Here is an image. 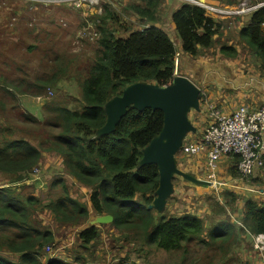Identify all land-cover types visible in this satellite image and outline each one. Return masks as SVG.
Returning <instances> with one entry per match:
<instances>
[{"label":"trees","instance_id":"trees-1","mask_svg":"<svg viewBox=\"0 0 264 264\" xmlns=\"http://www.w3.org/2000/svg\"><path fill=\"white\" fill-rule=\"evenodd\" d=\"M241 1L224 0L229 6ZM164 2L138 0L130 3L128 9L132 16L145 25L126 37L117 35L108 21L110 16L116 20L112 12L97 15L100 52L85 73L82 72L85 68H81L77 75H66L64 66L58 62V70L52 76L38 77L29 82L41 92L57 86L63 77L72 76L81 92L77 107L72 108L68 104L51 106L48 108L51 117L44 122L23 112L20 119H14L9 111L18 112L17 96L23 94V90L19 85L0 79V173L13 175L14 182L28 181L42 160V152H56L63 156L67 173L82 185L92 187L94 212L111 214L113 224L123 230V236L128 240L142 243L145 248L181 253L182 263L200 250H203L205 260H214L212 252L220 257L228 255L244 233L264 235V202L249 198L244 205L240 226L227 220L207 224L203 217L191 213L180 217L164 214L156 217L150 206L156 198L159 170L155 164L140 165V162L142 150L162 131L164 113L150 108L143 111L129 108L112 133L98 135V130L107 120L106 103L122 94L126 86L135 82L167 86L173 82L176 47L169 34L156 25ZM105 12L110 11L105 9ZM172 21L183 41L184 52L193 56L199 53L200 48L214 44L220 28L217 18L208 15L203 7L189 2L179 4ZM240 35L264 63V6L252 12L250 22ZM222 50L235 54L227 46ZM19 120L38 125L34 129L43 136V140L35 144L32 142L35 137L31 140L18 136L17 130L28 132L22 128L27 124ZM235 158L236 165L231 168V173L239 175L240 157ZM58 186L62 189L61 194L45 206L33 192L27 191L32 188L30 185H23L20 189L11 185L0 187V264H45L41 256L56 238L55 233L37 219V213L43 208H48L61 224L81 225L90 220L89 209L71 196L63 177L53 183L54 188ZM235 201L236 197L232 195V202ZM224 208L213 201V215L223 212ZM100 234L97 226L83 229L79 232V245L87 249ZM137 250L142 253V249ZM9 254L17 255V258ZM76 259L79 263L52 258L46 264L87 262L83 255ZM115 264L127 263L119 261Z\"/></svg>","mask_w":264,"mask_h":264},{"label":"rangeland","instance_id":"rangeland-1","mask_svg":"<svg viewBox=\"0 0 264 264\" xmlns=\"http://www.w3.org/2000/svg\"><path fill=\"white\" fill-rule=\"evenodd\" d=\"M134 1L138 0H99L96 5L82 3L77 6L74 2L64 3L60 0H0V79L3 82L19 85V88L23 90V94L17 96L20 109L16 113L10 110L9 115L14 119H20V113L23 112L44 122L51 117L48 109L51 106L68 104L72 108L77 107L81 92L77 80L72 76L63 77L57 86L41 92L32 87L29 82L35 81L38 77L52 76L58 70V62L60 66H64L66 75H77L81 68H85L82 69L85 73L100 52L97 41L99 37L97 15L112 12L116 20L111 19L110 16L108 21L117 35L126 37L131 30H139L144 26V22L136 20L128 9V5ZM206 1L214 4L221 2V0ZM183 2L190 1L165 0L159 11L160 21L164 24L170 22L172 10ZM105 9L110 12L106 13ZM19 122L27 124L22 128L28 132L17 130L18 136L20 134L29 139L35 137L34 141L31 139L35 144L43 140V136L34 129L38 125L29 121L19 120ZM42 154V160L34 169V171L38 169L39 173L32 175L28 180V185L32 187L29 192H33L45 206L56 195L61 194V187L54 188L53 183L59 177H63L71 196L94 212L91 203L92 187L84 186L76 181V178L73 180L68 176L70 174L65 171L62 155L59 154L60 160L56 152L43 151ZM180 168L183 169V166L181 165ZM227 175L223 171L220 177L226 180ZM240 178L229 182L227 186L219 190L195 187L192 195H185L182 179L175 176L176 193L167 204L170 206L169 211L179 214L192 208L195 213L204 218L207 224H210L214 218L213 215H209L213 209V201L221 203L216 199L218 198L224 202L228 201L225 204L226 207L236 208L235 212L232 211L229 214L236 217L245 205L244 201L247 197L259 195L251 191L252 177L241 176ZM4 183L8 181H1L0 187L6 185ZM232 195H235L236 200L239 199L236 207L235 202H232ZM153 210L156 213L157 210L154 208ZM224 212L225 208L223 212L215 216L222 217L226 215L223 214ZM40 213H37V219L42 222V226L51 229L56 238L51 244L53 249L48 255L52 258L60 257L58 259L70 263L76 262L78 260L76 258L82 255L84 259L87 254L86 258L89 262L92 260L94 264L118 263L124 257L137 264H189L190 262L192 264H264V248L262 245H257L248 233L240 237L237 245H234L226 256L220 257L219 254L215 256V252H212L211 256L214 260H205L203 250H200L193 252L186 263H182L179 258L181 253L156 250L155 247L145 248L142 243L135 244L125 235L123 236V230L115 229L113 223L99 225L101 236L88 245L87 249H82L78 245L79 224L59 223L49 209ZM225 218L220 220L226 221ZM137 249H142V253H138ZM100 251L102 254H98ZM110 252V255H106ZM81 253L84 254L81 255ZM98 255L99 258H97ZM71 257L74 259L67 260Z\"/></svg>","mask_w":264,"mask_h":264},{"label":"crops","instance_id":"crops-1","mask_svg":"<svg viewBox=\"0 0 264 264\" xmlns=\"http://www.w3.org/2000/svg\"><path fill=\"white\" fill-rule=\"evenodd\" d=\"M250 1L253 4L259 2L256 0H250ZM220 4L225 5L227 3H225L224 0H221ZM235 5H231V6H235ZM178 6L179 4L176 5V7L172 10L170 14V22L164 24L163 21H159L158 23H156V25L164 29L169 34L176 47L175 74L186 76L201 89L200 110H192L189 113V118L193 123V125L197 128V132L189 133L184 140V143L193 145L199 141V139L202 137L203 133L205 132L207 126L213 121V115H212L213 110L218 109L223 114L229 115L243 105L251 107L252 109L264 105V63L257 57L255 52H253L250 48H248V46L242 40L240 35V32L243 29V27H245L250 22L252 13L217 18L220 28H219V32L214 37V44L209 48H200L199 53L194 56L185 53L183 50V41L178 36L175 24L172 21V15L175 12V10L178 8ZM132 31L133 30H131L129 33H131ZM223 46H227L228 49H230L229 51L232 50L235 51V54L232 55L230 53L223 52L222 50ZM236 157L238 158V156ZM59 159L61 160L60 156ZM176 160L179 168L181 167V165L183 166L184 170L180 168L181 170L190 173L199 179H204L211 183L210 185L207 186L197 185L191 183L190 181L184 179L181 176H178L182 179V188L184 190L185 195H192V192L194 191L193 188L195 187L203 188L205 190L210 188L219 190L222 189L221 187L227 186L229 182H234L236 180L241 179L238 169L237 171L239 175L237 174L233 175L231 173V168L235 167L236 165L235 156H230V155L221 156L217 160L216 167L213 170H211L208 167L206 149L197 153H191L185 151L184 149H180V151L176 155ZM223 171H225L228 174L226 176V180L220 177ZM12 176L13 175L0 173V182L8 181V183H4V184L16 186L19 189L23 185L29 184L28 183L29 181L14 182ZM68 176H70V178H72L73 180H76L73 176L71 175ZM251 177H252L251 178L252 182L250 185L253 186L251 188V191L256 192L259 195H253V197L251 196L247 197L244 201V204L249 198H253L258 202H264V192H263L264 166L257 167ZM175 180L176 179H174V181ZM28 190L31 189L28 188L27 191ZM175 193H176V187L174 186V192L169 198L167 204L170 202L171 198L175 195ZM216 199L220 200L221 202L220 204H222L225 207V212L223 214L226 215L222 217L215 216L213 215V212L211 210L209 215H213L214 218L211 220L210 224L216 223L218 221H224L220 219H224L225 217H228L225 218L227 219V221L236 223V225L239 224L238 226H240L241 221H243L244 206L242 207L241 211L237 213V216L235 217L233 214L231 215L229 214L232 213V211L235 212L236 208L226 207L225 204H227L228 201L224 202L222 199H218V198ZM238 200L239 199L237 198V200L235 201V207H236V202ZM185 201L187 202V200ZM238 204L239 203H237V205ZM166 208L163 212L156 211L155 216L159 217L161 214H164L173 217H180L185 213L197 214L192 208H190L188 211L179 214H173V212H170L169 205H167ZM43 210H48V209L43 208L41 211ZM40 212H38V214H41ZM89 212H90V220L87 223L79 225L80 232L83 229L92 226H97L101 230L99 225L113 223V222H108V223L100 224L96 220L99 216H101V214L91 212L90 209ZM251 238L253 240L254 237L251 235ZM80 242L81 240L78 236V245ZM48 253L51 252H45L41 256V260L45 264L50 259H52V256H49ZM98 254H102L101 251ZM110 254L111 252L106 255H110ZM9 255L12 258H17V255L14 254H9ZM72 258L73 257H71V259L67 258V260H72ZM97 258H99V255ZM120 261H125L127 264L134 263V262H130V260L126 259V257L122 258ZM88 262L89 259H87L86 264H94L92 260H90L89 263ZM96 262L97 261H95V263ZM108 264H115V263H108Z\"/></svg>","mask_w":264,"mask_h":264},{"label":"water","instance_id":"water-1","mask_svg":"<svg viewBox=\"0 0 264 264\" xmlns=\"http://www.w3.org/2000/svg\"><path fill=\"white\" fill-rule=\"evenodd\" d=\"M201 89L186 76L175 75L167 86L155 83L135 82L124 88L122 94L110 99L105 105L107 120L98 130V135L112 133L129 108L140 111L145 109L161 110L164 113V125L160 134L155 136L142 150L140 165L155 164L159 170V185L156 198L150 208L163 212L174 192V178L181 176L197 185H210L209 181L181 170L176 155L182 148L185 137L197 132L189 118L192 110H200ZM98 223L113 221L111 214L101 215Z\"/></svg>","mask_w":264,"mask_h":264},{"label":"built area","instance_id":"built-area-1","mask_svg":"<svg viewBox=\"0 0 264 264\" xmlns=\"http://www.w3.org/2000/svg\"><path fill=\"white\" fill-rule=\"evenodd\" d=\"M64 3L74 2L77 6L82 3L98 4L99 0H60ZM206 10L212 17H230L252 13L264 6V1L253 4L249 0H242L238 5L229 6L214 4L205 0H188ZM213 121L207 126L199 141L195 144L183 143L182 148L187 152L197 153L207 150L208 167L213 170L217 160L223 155L238 156V170L240 176L251 177L257 167L264 166V105L251 108L240 106L232 114L225 115L220 110L212 112ZM39 173L36 169L33 175ZM264 192V190H263ZM257 245L264 248V235H252ZM52 245L45 248L51 252Z\"/></svg>","mask_w":264,"mask_h":264}]
</instances>
